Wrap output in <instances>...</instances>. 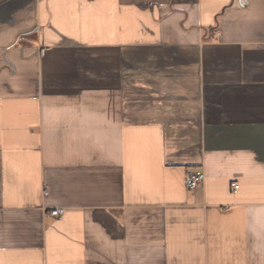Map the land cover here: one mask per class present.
Returning a JSON list of instances; mask_svg holds the SVG:
<instances>
[{
	"label": "crops",
	"instance_id": "obj_1",
	"mask_svg": "<svg viewBox=\"0 0 264 264\" xmlns=\"http://www.w3.org/2000/svg\"><path fill=\"white\" fill-rule=\"evenodd\" d=\"M0 264H264V0H0Z\"/></svg>",
	"mask_w": 264,
	"mask_h": 264
},
{
	"label": "built area",
	"instance_id": "obj_2",
	"mask_svg": "<svg viewBox=\"0 0 264 264\" xmlns=\"http://www.w3.org/2000/svg\"><path fill=\"white\" fill-rule=\"evenodd\" d=\"M46 52V48H41V55L44 56ZM206 180V174L202 169H195L188 173L185 178V184L188 189L194 190L197 187L201 186ZM232 187L234 189L238 188L237 182H232ZM65 214V208L56 207L50 211V215L54 217H61Z\"/></svg>",
	"mask_w": 264,
	"mask_h": 264
}]
</instances>
